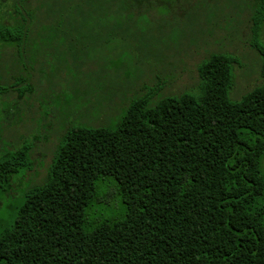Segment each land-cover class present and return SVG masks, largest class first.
I'll return each mask as SVG.
<instances>
[{"label":"trees","instance_id":"trees-1","mask_svg":"<svg viewBox=\"0 0 264 264\" xmlns=\"http://www.w3.org/2000/svg\"><path fill=\"white\" fill-rule=\"evenodd\" d=\"M36 1L52 21L42 25L58 23L55 32L87 48L113 35L128 51L123 41L145 38L136 16L160 13L151 0ZM27 7L9 13L0 1V45L20 52L37 20ZM252 19L259 84L232 98L236 58L213 52L197 65L194 91L135 96L113 126L72 124L43 182L1 228L0 264H264V0ZM29 162L26 147L0 154V192ZM104 176L125 212L93 221Z\"/></svg>","mask_w":264,"mask_h":264},{"label":"rangeland","instance_id":"rangeland-1","mask_svg":"<svg viewBox=\"0 0 264 264\" xmlns=\"http://www.w3.org/2000/svg\"><path fill=\"white\" fill-rule=\"evenodd\" d=\"M0 1L9 13L15 4L34 8L40 24H32L20 52L0 45V154L26 147L30 157L0 192V230L13 221L30 187L43 182L60 136L72 124L113 126L135 96L194 91L197 65L213 52L236 58L232 98L261 82L260 58L250 45L254 0H151L150 8L160 13L136 16L135 30H145V38L122 40L128 51L113 35H101L87 48V39L55 32L58 23L47 26L52 21L37 11L36 0ZM14 17L5 16L10 22ZM258 38L264 39V24ZM114 182L112 176L97 182L101 197L89 208L90 220L123 217Z\"/></svg>","mask_w":264,"mask_h":264}]
</instances>
